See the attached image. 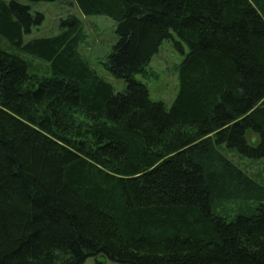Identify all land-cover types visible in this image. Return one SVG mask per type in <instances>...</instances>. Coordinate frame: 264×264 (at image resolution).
Here are the masks:
<instances>
[{
	"label": "trees",
	"instance_id": "trees-1",
	"mask_svg": "<svg viewBox=\"0 0 264 264\" xmlns=\"http://www.w3.org/2000/svg\"><path fill=\"white\" fill-rule=\"evenodd\" d=\"M28 1L112 19L126 87L79 53L76 16L25 42L43 15L0 0V264H264V183L219 150L264 158V0ZM165 40L188 49L169 108L135 78Z\"/></svg>",
	"mask_w": 264,
	"mask_h": 264
},
{
	"label": "rangeland",
	"instance_id": "rangeland-1",
	"mask_svg": "<svg viewBox=\"0 0 264 264\" xmlns=\"http://www.w3.org/2000/svg\"><path fill=\"white\" fill-rule=\"evenodd\" d=\"M9 2L10 0H5ZM23 5L30 7L31 13H41L43 21L41 25L33 28L30 35L25 36L27 42L32 38L51 37L60 32L59 23L69 15L76 16L81 21L84 41L79 46V53L89 63L90 67L106 82L111 84L115 93L122 92L126 83L123 80L113 77L103 66L106 56L111 52L117 38L115 35V22L105 16H83L77 7L72 3L57 2H31L28 0H17ZM174 35V34H173ZM174 40L177 41L174 35ZM0 48L5 51L17 53L6 40L0 36ZM183 53L176 49L173 40L162 42L158 53L153 56L146 68L144 76L136 75L135 78L144 83L153 101H161L166 108H169L178 92L177 68L188 52L187 47L182 43ZM21 56L34 67H40V60L34 59L29 55ZM41 74H45L41 72ZM247 141L250 145H255L258 141L257 136L246 133ZM220 152L231 162L244 171L250 178L258 183H264V158L260 160H250L242 158L237 152L230 151L221 147ZM252 202H217L213 210L216 214L228 219L236 214L247 212L249 208L256 206ZM117 264L103 256L89 258L85 264Z\"/></svg>",
	"mask_w": 264,
	"mask_h": 264
}]
</instances>
